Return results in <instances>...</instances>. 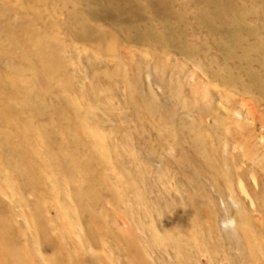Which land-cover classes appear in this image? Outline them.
I'll return each mask as SVG.
<instances>
[{"label": "rangeland", "instance_id": "374dc122", "mask_svg": "<svg viewBox=\"0 0 264 264\" xmlns=\"http://www.w3.org/2000/svg\"><path fill=\"white\" fill-rule=\"evenodd\" d=\"M0 230L7 264H264V0H0Z\"/></svg>", "mask_w": 264, "mask_h": 264}, {"label": "bare ground", "instance_id": "6f19581e", "mask_svg": "<svg viewBox=\"0 0 264 264\" xmlns=\"http://www.w3.org/2000/svg\"><path fill=\"white\" fill-rule=\"evenodd\" d=\"M4 38L11 44V46L12 45L13 46H16L18 44V39L15 36H13L12 32H11V34H8ZM18 47H17V49H18ZM37 50L38 51L36 53V60H37L38 63L39 62H42V61H48L49 59H52L53 58L52 50L47 45V43L45 41L40 40V42L37 44ZM3 233L4 232L0 230V239H3V241L6 244H8L9 243V241L7 240L8 239V236L6 234H3ZM2 244L3 245L0 244V258H1L0 259V264H7L8 263L7 260H6L7 258H11V257L12 258H15V251L12 250V249H6L5 248L6 245H4V243H2Z\"/></svg>", "mask_w": 264, "mask_h": 264}, {"label": "clouds", "instance_id": "9594fccd", "mask_svg": "<svg viewBox=\"0 0 264 264\" xmlns=\"http://www.w3.org/2000/svg\"><path fill=\"white\" fill-rule=\"evenodd\" d=\"M222 227L224 228H235V221L234 220H231V221H227V222H222Z\"/></svg>", "mask_w": 264, "mask_h": 264}]
</instances>
